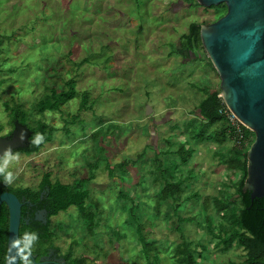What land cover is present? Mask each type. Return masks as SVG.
<instances>
[{
	"label": "rangeland",
	"instance_id": "obj_1",
	"mask_svg": "<svg viewBox=\"0 0 264 264\" xmlns=\"http://www.w3.org/2000/svg\"><path fill=\"white\" fill-rule=\"evenodd\" d=\"M225 11L184 0H0V119L12 122L5 102L17 101L59 128L39 152L20 153L10 185L37 189L48 172L72 183L98 162L88 202L99 226L89 230L76 206L52 216L61 253L71 249L91 264H179L184 234L200 264L244 260L242 248L217 247L208 217L218 222L219 214L203 208L226 186L240 205L231 184L240 172L220 164L240 144L235 136L224 145L216 137L201 141L202 132L217 129H206L196 109L221 79L203 48L181 42L191 23L211 24ZM70 78L80 95L59 111L33 110ZM182 143L187 149L178 154Z\"/></svg>",
	"mask_w": 264,
	"mask_h": 264
},
{
	"label": "trees",
	"instance_id": "obj_2",
	"mask_svg": "<svg viewBox=\"0 0 264 264\" xmlns=\"http://www.w3.org/2000/svg\"><path fill=\"white\" fill-rule=\"evenodd\" d=\"M190 4H199L197 0H184ZM227 11V5L222 4ZM219 9V8H218ZM226 11L223 13L225 14ZM222 14V15H223ZM185 40V45L191 51L198 50L203 47L201 39V25L196 22L191 23L190 31L183 34L181 42ZM213 69L216 71V68ZM221 87L218 89H211L205 92V96L201 99L198 107L197 114L201 117V121H204V127L208 130H215L217 128V134L208 133V131L202 132L201 141L208 139V141L215 139L220 145H224L228 138H232L233 131H229L231 127L229 119L220 113V108L225 106L223 99L220 97ZM80 95L76 89L75 78H70L66 82V88L64 90H57L56 88H50V90L41 98L34 106L33 110L39 114H44L47 111H59L63 105ZM8 110L13 113L12 124L15 119L23 120L31 130V138L35 133H42L44 140L39 146L32 145L26 148L20 149L19 153H37L48 142L55 139V135L59 128L50 124L43 118H33L29 111L23 110L20 102L10 104L9 101L5 102ZM89 105V94L87 92L82 93V108H86ZM76 117V116H75ZM194 119V118H193ZM191 123H189L190 125ZM202 127V129H204ZM216 128V129H215ZM191 130V127H190ZM98 132H94L93 135H98ZM208 133V134H207ZM197 137L196 135L193 136ZM255 139V132L243 125V138L241 139V145H233L223 154L221 159V165L225 166L227 170L233 172H240V176L232 181V185L235 187V192L240 197V205L232 204L234 199L229 193L228 186L225 187L219 195L216 196L214 202H208L206 199L203 204V208L207 213L214 206L219 214V221H213L208 217V220L212 224L208 225V230L214 237L219 238L217 247L221 250H228L233 246L242 248L245 251V258L241 262H231L230 264H264V198H254L250 196V192H244L243 187L248 175V150ZM186 144H181L177 149L178 154H182L186 151ZM188 149H190L188 147ZM127 162H123L120 165H115L114 169L120 167H127ZM98 166V162L92 163L90 166V175L87 178L76 179L72 183H63L60 180L53 181L51 179V173H45L39 188L32 187H14L9 184H5L3 177L0 176V194L5 191H11L15 193L20 199L23 197L30 199L40 204L48 211L49 219L58 215L62 211H67L71 206H76L80 212V217L86 223L89 230L93 231L99 226L100 220L97 223L95 221V214L91 202H88L91 198L90 184L93 181L95 174L94 171ZM111 166V165H110ZM171 191L168 187L164 188V191ZM43 194V201H40ZM124 194H120L122 196ZM168 197V194H166ZM210 201V200H209ZM98 208V203H93ZM191 218H188L190 220ZM216 222V224H214ZM218 224V225H217ZM51 221L45 227L37 230L33 226L26 222H22L20 229V237H23L25 232H35L38 234L39 239L34 243L32 253L36 254L35 260L32 257V264H36L39 260V256L46 253L48 247L55 246L54 237L56 234L50 228ZM215 226H217L219 232H216ZM142 231V230H141ZM8 236H9V209L5 203L0 206V264H5L7 259L8 250ZM144 236V235H143ZM142 236L143 247L149 248L150 242L145 240V236ZM182 241L177 243L176 259L179 264H200V261L195 256V251L191 247L192 242L186 240L184 234L180 235ZM37 246L40 249H37ZM149 253V251L147 252ZM68 256L65 253V258L70 264H91L88 262L85 255H74V252L69 249L67 251ZM201 257V256H199ZM22 264V262H19ZM123 264V263H119Z\"/></svg>",
	"mask_w": 264,
	"mask_h": 264
},
{
	"label": "water",
	"instance_id": "obj_3",
	"mask_svg": "<svg viewBox=\"0 0 264 264\" xmlns=\"http://www.w3.org/2000/svg\"><path fill=\"white\" fill-rule=\"evenodd\" d=\"M197 1L207 7L227 5V13L220 19L201 25V39L220 76L225 104L255 132L254 142L248 150V175L243 191H249L252 199L264 198V0ZM22 132L25 133L23 140L20 139ZM31 134V128L16 119L11 137H0V155L9 145L13 150L28 147ZM3 203L9 209L5 264H19V260L13 262L11 259L16 253L11 244L13 238L20 237L24 199L5 191L0 194V206ZM54 251L43 255L36 264H45ZM31 257L35 260L36 255ZM58 259L60 264H65L64 257Z\"/></svg>",
	"mask_w": 264,
	"mask_h": 264
},
{
	"label": "clouds",
	"instance_id": "obj_4",
	"mask_svg": "<svg viewBox=\"0 0 264 264\" xmlns=\"http://www.w3.org/2000/svg\"><path fill=\"white\" fill-rule=\"evenodd\" d=\"M25 138V133L20 134V139ZM44 140L42 133H35L31 138L30 143L39 146ZM21 160L20 153L14 152L9 145L3 150L0 155V176L3 177L5 184H12L16 179V173L12 170L13 165L19 164ZM39 239L38 234L35 232H25L23 237H15L12 240L11 249H15V255H12L13 262L19 260L22 264H32L30 259L32 255V248L34 243ZM10 249V251H11Z\"/></svg>",
	"mask_w": 264,
	"mask_h": 264
},
{
	"label": "flooded vegetation",
	"instance_id": "obj_5",
	"mask_svg": "<svg viewBox=\"0 0 264 264\" xmlns=\"http://www.w3.org/2000/svg\"><path fill=\"white\" fill-rule=\"evenodd\" d=\"M226 13H227V11H226ZM225 14H223V15H225ZM203 50H205V49L203 48ZM15 121H16V119L14 120V123L12 124L10 120H8L5 123L3 120L0 119V137H2V138L11 137V134L15 128ZM20 122L25 123L23 120H21ZM20 149H22V148H20ZM20 149H16V150H14V152H17ZM43 194L44 193H42V195H41L40 201L44 200ZM22 199H24V203L22 206V215H23V221L22 222L28 223L29 225L33 226L37 230H40L41 228H43L47 224H49L50 219H49L48 211L44 207L40 206L39 203L34 202L30 199H26L24 197ZM52 249H54L55 251L52 253V255L50 256V258L48 260H45V262H46L45 264H60L61 261L58 258H61V257L65 258V254L61 253L60 248L56 245L48 247L46 253L39 256V260L43 255H47L49 253V251H51ZM36 257H38V256H36ZM65 264H70L66 260V258H65Z\"/></svg>",
	"mask_w": 264,
	"mask_h": 264
},
{
	"label": "built area",
	"instance_id": "obj_6",
	"mask_svg": "<svg viewBox=\"0 0 264 264\" xmlns=\"http://www.w3.org/2000/svg\"><path fill=\"white\" fill-rule=\"evenodd\" d=\"M220 97L223 99L222 93H220ZM220 113L222 115H225L229 119V123L231 126L229 127L230 131H233L236 134L238 143L241 145V139L243 138V125L244 124L236 117V115L227 107L226 104L225 106L220 108Z\"/></svg>",
	"mask_w": 264,
	"mask_h": 264
},
{
	"label": "crops",
	"instance_id": "obj_7",
	"mask_svg": "<svg viewBox=\"0 0 264 264\" xmlns=\"http://www.w3.org/2000/svg\"><path fill=\"white\" fill-rule=\"evenodd\" d=\"M217 129H220V127L219 128H217ZM228 130L230 131V128H228ZM231 132V131H230ZM230 134H232V136H235L236 137V134L234 133V132H232V133H230ZM232 139V138H231ZM233 140V139H232ZM201 260V258H199V261ZM201 263V262H200Z\"/></svg>",
	"mask_w": 264,
	"mask_h": 264
}]
</instances>
